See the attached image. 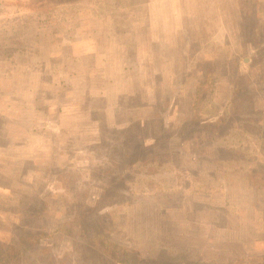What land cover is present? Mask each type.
I'll use <instances>...</instances> for the list:
<instances>
[{
    "label": "rangeland",
    "instance_id": "obj_1",
    "mask_svg": "<svg viewBox=\"0 0 264 264\" xmlns=\"http://www.w3.org/2000/svg\"><path fill=\"white\" fill-rule=\"evenodd\" d=\"M94 230L264 264V0H0V243L128 264Z\"/></svg>",
    "mask_w": 264,
    "mask_h": 264
},
{
    "label": "trees",
    "instance_id": "obj_2",
    "mask_svg": "<svg viewBox=\"0 0 264 264\" xmlns=\"http://www.w3.org/2000/svg\"><path fill=\"white\" fill-rule=\"evenodd\" d=\"M43 234V233H39ZM48 234V233H47ZM42 237V235H37L36 232H33L30 236H27L26 240L32 241L31 244L36 243L37 238ZM91 239L100 243L102 249L107 253V256L114 258L112 260L117 263H128L132 264H192L187 260V255L189 252L185 253L183 250L172 244V245H162L157 249L151 246L148 250H141L133 245L127 246L116 243L115 241L110 240V236L107 232H102L100 230H94L92 232ZM70 254V253H69ZM24 255L23 248L18 244H14L10 242V244L6 245L4 243H0V264H18ZM117 256H120L117 258ZM50 260H53L50 258ZM56 260V259H55ZM53 260V261H55ZM71 259L68 257L67 261L69 264H72Z\"/></svg>",
    "mask_w": 264,
    "mask_h": 264
}]
</instances>
